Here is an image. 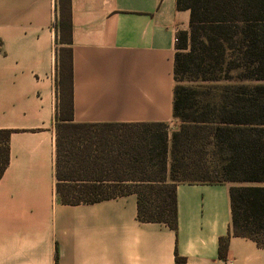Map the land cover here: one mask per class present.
Instances as JSON below:
<instances>
[{"label":"crops","instance_id":"crops-1","mask_svg":"<svg viewBox=\"0 0 264 264\" xmlns=\"http://www.w3.org/2000/svg\"><path fill=\"white\" fill-rule=\"evenodd\" d=\"M74 121L174 117L175 53L190 11L177 0H71ZM56 16V17H55ZM60 0H0V129H12L0 179V264H264L232 233L227 182H179L178 225L143 221L135 193L66 204L57 192ZM56 18V19H55Z\"/></svg>","mask_w":264,"mask_h":264},{"label":"trees","instance_id":"trees-1","mask_svg":"<svg viewBox=\"0 0 264 264\" xmlns=\"http://www.w3.org/2000/svg\"><path fill=\"white\" fill-rule=\"evenodd\" d=\"M190 11L175 53L172 135L166 122L74 121L71 0H60L57 192L66 204L135 193L143 221L177 229L179 182L231 184L232 227L220 239L228 255L233 234L264 247V0H177ZM228 82L214 89L180 83ZM126 128L113 137L114 127ZM12 129H0V179L10 158ZM177 264H186L177 254Z\"/></svg>","mask_w":264,"mask_h":264},{"label":"rangeland","instance_id":"rangeland-1","mask_svg":"<svg viewBox=\"0 0 264 264\" xmlns=\"http://www.w3.org/2000/svg\"><path fill=\"white\" fill-rule=\"evenodd\" d=\"M180 83L181 84H184V85H187V86H192V87H202L204 89L208 88V89H214V87H218L225 84V83H228V82H211V83H207V82H203V81H197V80H193V79H190V78H185L183 80H180ZM127 129L126 128H120L119 126L118 127H114L113 129L110 130L111 134L113 135V137H118L120 135H124L125 134V131Z\"/></svg>","mask_w":264,"mask_h":264},{"label":"built area","instance_id":"built-area-1","mask_svg":"<svg viewBox=\"0 0 264 264\" xmlns=\"http://www.w3.org/2000/svg\"><path fill=\"white\" fill-rule=\"evenodd\" d=\"M56 17V16H55ZM56 19V18H55Z\"/></svg>","mask_w":264,"mask_h":264}]
</instances>
